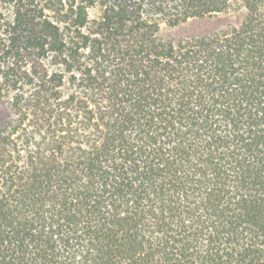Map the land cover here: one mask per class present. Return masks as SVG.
<instances>
[{"label":"trees","instance_id":"1","mask_svg":"<svg viewBox=\"0 0 264 264\" xmlns=\"http://www.w3.org/2000/svg\"><path fill=\"white\" fill-rule=\"evenodd\" d=\"M0 97V264H264V0H0Z\"/></svg>","mask_w":264,"mask_h":264},{"label":"rangeland","instance_id":"2","mask_svg":"<svg viewBox=\"0 0 264 264\" xmlns=\"http://www.w3.org/2000/svg\"><path fill=\"white\" fill-rule=\"evenodd\" d=\"M241 18L240 10L230 8L229 10L219 13L218 15L202 18L192 19L175 28H168L164 25V34H170L174 38L182 35L201 33L212 31L226 26L227 23L238 22ZM10 100L9 97H0V123H4L10 115Z\"/></svg>","mask_w":264,"mask_h":264}]
</instances>
